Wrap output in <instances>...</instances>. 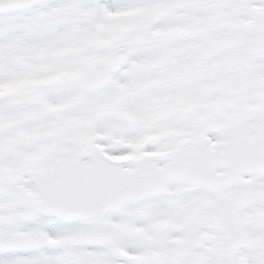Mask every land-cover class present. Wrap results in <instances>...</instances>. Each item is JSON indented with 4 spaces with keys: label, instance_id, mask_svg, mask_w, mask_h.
I'll return each instance as SVG.
<instances>
[{
    "label": "snow or ice",
    "instance_id": "6c2138e0",
    "mask_svg": "<svg viewBox=\"0 0 264 264\" xmlns=\"http://www.w3.org/2000/svg\"><path fill=\"white\" fill-rule=\"evenodd\" d=\"M0 264H264V0H0Z\"/></svg>",
    "mask_w": 264,
    "mask_h": 264
}]
</instances>
